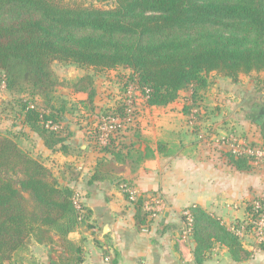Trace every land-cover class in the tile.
<instances>
[{"label": "trees", "instance_id": "1", "mask_svg": "<svg viewBox=\"0 0 264 264\" xmlns=\"http://www.w3.org/2000/svg\"><path fill=\"white\" fill-rule=\"evenodd\" d=\"M54 61L96 73L128 69L148 106H166L192 86L191 97L197 94L198 105L211 73L236 81L239 75L264 72V0H114L107 9L64 0H0V73L7 90L43 96L50 102L59 85L51 68ZM83 82L91 87L92 79L87 76L77 82L76 91L87 92L81 104H92L95 91H87ZM125 108L120 106L119 113ZM64 109L63 105L50 107L47 114L24 104L23 124L41 137L46 149L68 153L65 139L44 125L56 122ZM263 112L254 105L248 118L261 129ZM132 115L137 118L139 111L134 109ZM124 125L125 130L134 128ZM118 144L129 152L124 156L110 149L109 143L99 147L103 158L91 181L110 180L109 174L126 160L137 165L152 156L148 147L143 153L134 144ZM226 155L237 170L248 168L245 156ZM72 170L75 178L59 183L42 158L31 156L0 133V264H36L30 253L34 245L46 248L50 264H82L86 239L80 229L82 225L93 228L92 212L69 186L79 177ZM126 199L136 209L137 223L145 225L146 198L131 200L126 195ZM186 211L192 219L196 264L217 245L225 247L234 262L250 258L220 220L197 206ZM255 216L253 220H258ZM74 233L78 238L70 237ZM260 249L264 251V241Z\"/></svg>", "mask_w": 264, "mask_h": 264}, {"label": "crops", "instance_id": "2", "mask_svg": "<svg viewBox=\"0 0 264 264\" xmlns=\"http://www.w3.org/2000/svg\"><path fill=\"white\" fill-rule=\"evenodd\" d=\"M240 76L236 81L217 76L227 82L225 91L230 96L220 92V95L215 94L224 104H218L214 114L207 116V121L215 116L213 135L205 137L198 128L197 143L190 137L175 134L178 125L173 118L182 115L176 109V101L166 106L141 104V109H138L140 116L145 112L150 118L136 122V136L147 144L152 156L132 167L120 165L121 169L109 174L110 180L91 181L96 164L103 155L89 153L87 143H78L80 149L88 153V160L82 168L77 165L78 180L69 186L74 189L82 206L92 212L89 224L93 226L80 230L86 239L82 264H196L194 244L190 234H185L187 225L183 218V212L195 206L220 220L250 253L248 260L234 262L227 249L217 245L206 254L201 264H264V251L260 249L263 241L254 232L253 220L256 208L264 205V128L256 126L250 130L253 127L239 113H250L254 105L264 111V94L260 102H254L250 93L240 91ZM239 93L241 96L245 94L242 110L239 100L233 102ZM199 104L197 117L206 116ZM220 114L228 120L218 121ZM262 114L264 116V112ZM239 126L253 134L248 136L246 133L234 139L232 148L224 147L229 141L222 129H239ZM72 144L76 145L74 141ZM228 152L245 156L248 168L237 170L233 167L226 155ZM118 182L123 184L120 186L116 184ZM126 195L131 200L143 195L146 198L144 211L146 202L159 200L160 205L154 213L146 211L149 217L145 225L137 223L136 209ZM184 235L187 238L182 241ZM78 236L74 233L70 237L76 239ZM32 247L35 251L30 253L36 264H50L45 247Z\"/></svg>", "mask_w": 264, "mask_h": 264}, {"label": "rangeland", "instance_id": "3", "mask_svg": "<svg viewBox=\"0 0 264 264\" xmlns=\"http://www.w3.org/2000/svg\"><path fill=\"white\" fill-rule=\"evenodd\" d=\"M64 2L91 6L98 9H107L114 5V0H64ZM51 68L59 81V85H57L53 96L54 98L50 102L46 101L43 96L31 97L26 94L11 93L7 90L5 82H3V74L0 73L1 134L13 139L21 150L31 156L42 158L44 165L49 168L53 176L63 185L68 178L72 180L75 178V173L72 169L75 170L78 167L77 165H80L82 168L88 160V153L85 154L80 151L78 143H87L89 147L88 152L92 154L97 153L99 147L109 143L110 149L113 150L114 147L116 148L115 151H121L125 156L129 152V149L120 147L118 143L121 142L126 145L135 144L134 147L138 148L139 146L140 151L144 153V148L147 144L136 136L138 135L137 130L135 131L137 128L136 122L139 120L148 121L150 115H146L144 112L141 117L139 114L138 120L132 115L133 110L141 109L140 105L145 104L144 101L146 100L135 82L130 80L132 71L119 69L96 73L91 69H84L73 64L58 61H54L51 64ZM87 76H90L92 79V86H88L85 82L81 84L87 87V91L90 89L94 90L95 97L92 104L87 103L83 105L81 102L86 100L87 92L78 93L76 91L78 87L77 82L79 79ZM207 80L209 85L202 92L201 95H203V98L199 104V107L206 113V116L197 117V94L196 98L192 99V86L181 91L178 99H176V109H179L182 115H176L173 118L178 125V132L175 134L190 137L194 143H197L198 128H200L201 134L205 137L213 135L215 124L213 119L215 116L209 121H207L209 119L207 116L209 115L211 117L214 114L216 107H219L218 104H224L222 100L217 99L215 94L220 92L224 93L223 95L230 96L225 91L227 82L220 80L215 73H211L207 77ZM238 86L241 89L240 91L250 93V97L254 102H260L263 98L261 96L264 94V72H252L248 75H241ZM239 94L238 99L236 97L233 102L237 103L239 100L238 105L240 106V110H242L241 104L244 101L242 97L244 98L245 94H242L243 96H241V93ZM247 101H249L248 98ZM24 104L30 107L35 106L41 110V113L46 112L47 114L50 113V107L59 108L60 105L64 106V112L61 113L60 118L56 119V122L47 121L44 125L54 131L58 137L65 139L64 144L66 145V149L68 147V153L67 150L63 153L46 149L41 137L23 124ZM122 105L126 107L123 114L118 111V108ZM108 109L111 110L107 111ZM239 113L253 127L250 130L256 128V125L248 119L250 116L249 112L240 111ZM242 118H239V120ZM217 119L218 121L226 122L227 118L225 115L220 114ZM124 123L134 128L125 130ZM118 125H123V129L119 128ZM238 128L222 129L224 130V137H227L229 141V143L223 145L224 147L232 148L231 144L235 141L234 139H239L242 135H246V133L248 136L253 134L252 131L246 132L245 128L241 126ZM73 141L76 144L74 146L72 144ZM125 162L122 164L123 166L126 164L129 166L133 165L129 160ZM256 210L257 212L255 214L259 216L260 212L257 208ZM81 229L88 230L84 225L81 226ZM32 249L33 247H31ZM32 251H35V249Z\"/></svg>", "mask_w": 264, "mask_h": 264}, {"label": "built area", "instance_id": "4", "mask_svg": "<svg viewBox=\"0 0 264 264\" xmlns=\"http://www.w3.org/2000/svg\"><path fill=\"white\" fill-rule=\"evenodd\" d=\"M159 205H160L159 200H156V201L149 200L148 202L144 204V208L146 211L154 213L157 210ZM258 211L260 212V215H259L258 220L254 222L255 224L254 232L258 236L260 241H264V205L258 206ZM183 216L185 218V223L187 225L185 234L188 235L190 234V228H191V223H192L191 215L188 211H184ZM186 238L187 237L185 235L182 236V241H184Z\"/></svg>", "mask_w": 264, "mask_h": 264}]
</instances>
